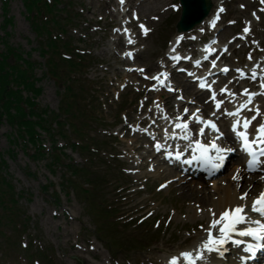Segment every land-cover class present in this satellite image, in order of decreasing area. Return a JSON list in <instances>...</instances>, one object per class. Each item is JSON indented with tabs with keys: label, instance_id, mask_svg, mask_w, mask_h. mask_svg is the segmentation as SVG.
<instances>
[{
	"label": "rangeland",
	"instance_id": "374dc122",
	"mask_svg": "<svg viewBox=\"0 0 264 264\" xmlns=\"http://www.w3.org/2000/svg\"><path fill=\"white\" fill-rule=\"evenodd\" d=\"M5 1L10 5L9 17L13 23L8 29L9 35L5 38V34L0 32V38L8 41L14 48L31 53L33 60L41 64L36 68L37 77L40 79L39 87L42 88L38 104L43 109L58 112L61 88L59 89L52 80L43 77L46 71L45 60L38 52L33 51L38 47V38L31 22L26 18V8L22 0H0V26L5 20L3 16ZM73 1L75 7L71 11L80 14L81 22L78 26H71V35L80 48H87L92 55L93 63L88 80L91 81L97 97L101 98L100 116L104 118L102 124L93 126L90 133L91 136L107 137L113 142L123 170H119L116 177L111 175L107 178L105 188L108 189L102 193L104 199L98 198L101 193L96 194L97 197L91 195L93 200L88 198L86 201L83 197L80 199L81 197L73 193L72 189L65 190L62 187L61 183L65 177H70L69 170L60 168L51 173L45 161L33 163L21 149L14 155L10 139L12 128L6 119L0 121V152L8 163L7 172L14 181L16 191L26 192L31 199L29 200L27 196L19 202L26 216L30 217L29 220H25L22 212L19 224L27 223L32 239L36 236L41 250L49 256L52 264H166L172 254L193 249L200 244L206 235L201 225L205 229L208 228L212 219L209 209L217 210L219 195L214 186L226 185L234 189L238 182H233V177L239 167L234 163L225 170L224 173L227 174L224 176L198 182L168 164L161 166V170H173L180 177L192 181L195 186L202 184L209 188L213 200L203 208L201 214L198 209L194 211L196 206L194 200L199 193L188 189L184 191L179 184H174L173 187L170 185L161 191L163 185L173 180H166L158 172H151L155 161L153 160L151 166L145 170H141L135 164L142 160L145 150H148L149 141L143 139V135L155 134L152 129L143 126L141 120L150 110L164 114L161 108H156L157 102L163 106L167 102V96H170L167 93L166 96L160 97L159 101L156 100L159 92L150 89L158 85V82L154 80L148 85L145 78L151 79L160 74L162 72L160 70L167 62L166 52L177 35L176 24L181 15L179 0H125L123 4L121 0ZM213 1L225 9L224 12L217 11L220 19L214 30L221 31L222 46L228 49L224 56L226 62L232 67H247V63H253V60L264 61V3L261 0ZM173 5L177 7L173 8ZM141 24L150 29L147 36L144 35ZM205 26L207 33L210 25ZM245 27H249L250 31L245 33L243 31ZM201 29L203 28L198 27L186 34V39L190 41L191 37L198 38ZM210 37L205 40L211 41ZM0 49L5 50L4 44ZM130 52L135 54V58L127 55ZM176 54H179V51ZM249 55H255L254 59H248ZM225 66H228L227 63L220 69ZM257 68L260 71L253 69L249 70V73H262L263 76V64ZM131 69H146V72L139 71L145 78L135 77L133 73L139 72ZM180 74L182 78L184 75L182 71ZM233 77L226 79L231 84L230 87L223 84L221 88L227 86L229 90L242 89L243 86ZM218 78L216 77L214 81ZM262 79L264 83V76ZM184 85L188 87L187 84ZM180 94L179 92L170 102L174 111L180 112L178 106L180 104H184L186 110H190V107L194 110L200 108L197 97L189 93L187 88L183 92L184 100H180ZM256 105L260 108L262 102ZM261 111H264V107ZM213 113L209 109L207 115L211 116ZM254 114L246 117L250 118ZM221 115L219 113L215 117L221 119ZM119 116L123 118L120 123L124 124L117 126ZM257 124V120L253 121L249 128L250 134H254ZM203 141L205 142V139ZM60 146L64 147V143ZM140 146L144 149L141 152L137 150ZM47 147L50 148V145ZM177 148L180 150L184 147L175 149ZM67 154L74 160V164H84L85 161L78 153L68 150ZM165 158L166 155L161 156L163 161ZM147 159L151 160L149 156ZM95 165L92 166L98 169V165ZM79 183L83 184L84 180H80ZM49 185L54 186L45 191L44 188ZM117 186L123 188L115 190L114 187ZM255 198L257 197L252 200ZM89 201H95L96 206L101 205L100 209L104 214L101 220L97 221L91 217L88 211ZM106 209H112L114 214L108 216L103 212ZM144 217L150 218L149 222L138 223V220ZM155 221L162 224L161 231L151 229ZM100 228L104 230L101 233ZM101 239H104V242ZM152 243L155 245L149 247ZM147 244V249L143 251L125 252V249L129 250L136 245ZM232 249L225 262L227 264H232L237 255L241 254L235 247ZM29 260L34 259L32 257ZM22 261L26 263L25 258H22Z\"/></svg>",
	"mask_w": 264,
	"mask_h": 264
},
{
	"label": "trees",
	"instance_id": "16d2710c",
	"mask_svg": "<svg viewBox=\"0 0 264 264\" xmlns=\"http://www.w3.org/2000/svg\"><path fill=\"white\" fill-rule=\"evenodd\" d=\"M24 3L28 11L26 18L31 22L37 37L40 39L47 37L43 41L40 40L39 50L42 56L47 57L50 74L58 84L64 87L65 92L59 113H49L40 108L33 98V96L37 98L40 95V90L36 88L34 82V65L7 45V51L1 54L4 62L0 71H5V74L0 75L3 81L0 87V102L5 108L11 126L17 129L18 138L26 148L25 150L31 147L34 149L33 157L39 154L43 160L50 159L48 166L52 172H54V167L63 165L64 152L56 146L58 136L73 146L74 150H79L82 156L90 157L89 162L95 164V155H92L94 153L91 151L93 148L96 151L101 149L105 140L93 139L87 134L92 124H97L102 119L99 118V110L94 106L92 94L82 86V77L87 73L91 59L85 55V51L73 46L69 35V27L77 26L78 21L75 19H79V14L71 11L73 9L72 0H24ZM61 5L62 8H60ZM4 10L7 13V4ZM10 53L16 58L13 65L8 63ZM9 77H15L13 80L15 83L12 85ZM24 92L31 93L33 96L25 97ZM68 131L78 139L77 143H71L72 140L67 135ZM47 138L53 145L51 153L46 151L44 145ZM97 154L99 159L110 157L107 154ZM115 164V162L108 163L102 160V164L98 166L102 169L101 172L91 171L93 170L91 166L84 167L81 171L77 169L73 171L69 167V171L74 176L82 175L88 184H93L92 180L96 181V186L100 185L101 188L103 186L101 179L114 174ZM6 169L7 164L0 155V239H3L1 244L7 252L12 246L19 245V242H14L13 239L20 238L27 230V226L19 224L22 211L17 209L18 201L15 199L12 182L3 175ZM108 169L112 170L102 176L104 170ZM81 190L92 195L90 188L81 187ZM7 226L11 227L10 235L4 230Z\"/></svg>",
	"mask_w": 264,
	"mask_h": 264
},
{
	"label": "snow or ice",
	"instance_id": "6c2138e0",
	"mask_svg": "<svg viewBox=\"0 0 264 264\" xmlns=\"http://www.w3.org/2000/svg\"><path fill=\"white\" fill-rule=\"evenodd\" d=\"M125 0H121L123 4ZM264 3V0H261ZM176 8V5L172 6ZM220 12H224L225 9L221 7ZM137 19L139 17L137 16ZM220 19L217 15L211 22L213 28L216 27V22ZM257 19H259L257 17ZM140 27L143 29L144 35L147 36L150 29L145 25L141 24ZM203 31V29H201ZM245 33L250 31L249 27L243 29ZM129 39L131 34L129 33ZM185 37L178 35L175 38L174 44L179 45ZM195 39V37H191ZM135 43V41H132ZM211 51V48L206 49ZM227 51V48H225ZM172 53L176 52V47L171 49ZM128 56L135 58L134 53H128ZM184 59H191V57H183ZM173 61L179 62L182 57L178 55H172ZM248 59H252L249 55ZM197 65L200 64V60H196ZM215 66V65H213ZM165 67H167L165 65ZM133 71L146 72V69H131ZM181 71L185 69L181 68ZM223 72L229 71L228 67L222 69ZM236 71L240 72V69ZM190 75H192L190 73ZM149 78V77H146ZM256 74H253L252 79H256ZM151 79L159 82L158 85L154 86L151 91H161L167 88L169 91L175 92L177 89L171 85V73L168 71H162L160 74L151 77ZM199 87L204 89H211V85L207 82H201ZM261 88H264V83L260 84ZM221 93H227L229 96H235L236 94L231 92L227 86L220 89ZM180 100H184L183 90H180ZM243 94L247 97L246 101L240 104L235 111H226L225 114L229 117H236L232 124V132L235 133V139L238 142L239 148L246 156V168H241L236 175L233 177L238 182V187L243 188V181L245 179L244 173H256L264 172V121L258 123L255 127L254 134H250L249 128L253 121H256L258 117L264 116L261 109L258 106L249 108L250 104H253L254 99L257 95H264V92L249 91L248 88L243 90ZM211 99L215 101L216 111L219 112L224 101L217 99V93L213 89L211 90ZM194 103V101H193ZM143 104V102H142ZM157 107L159 104L157 102ZM244 110L254 111V115L250 118L242 116ZM202 109L195 112L194 115L187 121L184 116L188 114V110L173 122L174 128L177 131L169 132L167 128L163 130L164 136L167 139H175L179 136L180 139L186 141L183 151L177 149L166 151V158L168 160L183 161L185 164L191 165L194 161L203 164L206 169L211 172H216L225 167L229 162V156L232 153L237 152V148L225 146L222 141L226 139L225 133L221 130L219 125L212 119H205L202 116ZM215 116L216 113H213ZM126 119V118H125ZM164 119L167 120L169 117L164 114ZM192 121H196L203 127L199 131V138H194L196 133L193 132L191 124ZM155 123V121H153ZM211 129L218 135L211 143H204L203 137L205 131ZM153 140H156L155 134H152ZM166 144H162L159 141L155 144L157 152H161L167 149ZM188 153V158H184V154ZM155 171V167L152 169ZM171 183L162 186L161 191L168 188ZM250 192H244L238 196L239 201L235 205H228L226 208L221 209L219 214L216 209H209L210 216L212 217L208 228H204L201 225L202 230L205 232V237L201 240L200 244L189 250H183L178 253H174L166 261V264H225L229 258L233 249L230 246H234L239 249L243 255L239 256L243 264H249L250 260H255L257 254L264 253V193H261L251 204L249 201ZM199 207V206H198ZM201 214H203V208H199ZM171 221H169L170 223ZM159 227V224H157Z\"/></svg>",
	"mask_w": 264,
	"mask_h": 264
},
{
	"label": "bare ground",
	"instance_id": "6f19581e",
	"mask_svg": "<svg viewBox=\"0 0 264 264\" xmlns=\"http://www.w3.org/2000/svg\"><path fill=\"white\" fill-rule=\"evenodd\" d=\"M219 7H220L219 4H217L216 9H218ZM214 13L207 20H205V22L203 24H201L200 27L203 28V31L200 32L201 33L200 39H202V38H204V36H206L207 33H205V31H206L205 23L209 22V24L211 26V22L215 19V17L213 16ZM178 35H183L185 37V34H177V36ZM185 40L186 39L181 41L180 44H182ZM192 40L196 41V39H192ZM179 45L176 46V49L178 48ZM203 50H200V51H203ZM204 51H206V50H204ZM171 56L172 55L170 53L167 54V56H166L167 62L165 64L167 67L164 66V68L168 72L171 73V78H174V82L176 83L178 88H177V91H175L173 93V95L167 96V102L163 106H162V104L159 105V108H161V110L164 112V114L165 113L167 114L169 119L165 120L164 119V114L159 113L158 111L150 110V111H148L146 113V116L142 120V124L147 125L150 129H152L155 132L156 140H153V138H148L146 136H143V138H147L149 140V142H150V145H149L148 150L146 152L147 156H145L141 161H139L138 163H135V164L141 170H145L150 165V163L147 160L148 156L152 157L156 161H159L158 164H155V166H154L155 167V171H153V173L159 172L160 174H162L164 176V178H166V180H173L172 182H174V183L170 184L172 187H173L174 184H179V185H182V190H184V191L188 189V190H190L192 192L199 193V196L194 200V203L196 205L195 208H194L195 209L194 211H197V209L199 210V208H204V207L208 206L209 203L213 200L212 196L209 194V188L206 187L205 185H202V184H199L197 186H191V185H193L192 182H189L187 180H184L181 177H178V174H176L174 171L165 172V171L161 170V166L160 165L163 164V162H160V158H161L162 154L165 153V150H163L161 152H157L156 149H155V144H156L157 141L165 142V143L169 144L171 148L175 144H177L178 142H182L183 141L182 139L179 138V136H177L175 139H167V138H165L162 128L166 127L169 132L177 131L174 128L173 122H174V119H176V115H180L181 114V111L180 112L174 111L173 107L170 104V100H172L178 94V92H180V90L185 91L186 87H185L184 84H186V83H188V87L187 88H189V86L197 88L196 83L193 82L192 80L194 79L195 76H197L196 74H198L199 72H201L203 70V67H198V68L194 67L193 70L191 71L192 76L191 75H185V77H184L185 79H182V78H180V75L177 74L178 72H177L176 69L179 68L180 65H182L184 67V60L182 59L179 62H176V61H173L171 59ZM204 61L201 60L200 64L196 65V66H203L206 63V60H204ZM204 66L208 67L207 64H205ZM133 75L135 77H137V78H141L142 79V75L140 73L134 72ZM230 75H233V74L230 73ZM210 76H212V75L211 74H206L205 76L198 78L196 81L199 82V83L207 81ZM259 77H260V75H259ZM257 78L255 80H257ZM145 83L149 85V84L152 83V80L151 79H146ZM204 90L205 89H199V91H203V92H201L200 97H198L199 96V91L196 90V89H193L192 91H189V93H192L193 96H196L198 101H199V103L203 107L212 109L214 107V104H213L214 101H212V99L210 98V95H208L209 90H205V91ZM162 92H164V93L161 96ZM167 93L168 92H166V91H164L162 89L161 91H159L158 98L156 100L159 101L160 97L166 96ZM217 97H218V99H224L225 106L227 104H231L230 98L226 97L225 93H221L220 92V93H218ZM257 101H263V100L260 97H258ZM263 103H264V101H263ZM263 107H264V104H263L262 108ZM156 108L159 109L158 107H156ZM182 108H183V106H180V110ZM252 112H254V111H252ZM243 113L245 115H247L249 112L247 110H244ZM192 115H193L192 112H188V114L186 116H184V119H188L189 120ZM231 118H229V119H231ZM150 119H152V121H150ZM262 120H264L263 116L257 118V121H259V122H261ZM153 121H155V123H153ZM198 126H199V124L196 121H192L191 127H192L193 130L196 131L195 132L196 136H194L196 138L198 137V131H197ZM231 128H232V124H231V126L225 125L223 130H224L225 137H226L228 143L233 145V146H235L237 141L235 139V133L232 132ZM207 131H209V130H206L205 132H207ZM137 150L138 151H142L143 148L140 147ZM242 168H246V163L242 164ZM258 173L259 174L256 175V173H247V171H246L244 173L245 179L243 181V184H244L243 188L238 187V185L234 189H232L231 187L226 186V185L223 186V187L222 186L221 187L214 186V189L216 190V192L219 195L218 204H217L218 214H219L221 209L226 208L228 205H235L237 203H242V201H239L238 196L240 194L244 193V192H250L249 201H248L249 204H251L254 201V200H251V199L253 197L258 196L262 192V190H264V172H258ZM195 175H197V173ZM202 177H204V176H202ZM233 182H236V180H233ZM194 189H195V191H194ZM199 212H200V210H199ZM230 247H233V246H230ZM236 263L243 264L242 260L239 259V256H238V259L235 260L232 264H236Z\"/></svg>",
	"mask_w": 264,
	"mask_h": 264
},
{
	"label": "water",
	"instance_id": "95a60500",
	"mask_svg": "<svg viewBox=\"0 0 264 264\" xmlns=\"http://www.w3.org/2000/svg\"><path fill=\"white\" fill-rule=\"evenodd\" d=\"M183 15L178 24V30L187 31L200 23L208 14L212 6L211 0H182Z\"/></svg>",
	"mask_w": 264,
	"mask_h": 264
}]
</instances>
